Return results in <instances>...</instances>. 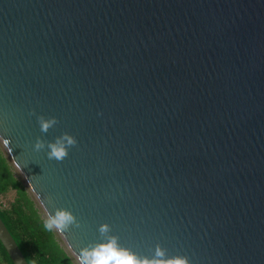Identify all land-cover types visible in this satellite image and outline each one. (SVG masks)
I'll return each mask as SVG.
<instances>
[{
    "label": "water",
    "instance_id": "obj_1",
    "mask_svg": "<svg viewBox=\"0 0 264 264\" xmlns=\"http://www.w3.org/2000/svg\"><path fill=\"white\" fill-rule=\"evenodd\" d=\"M0 147L76 264L105 223L141 260L264 264V0H0Z\"/></svg>",
    "mask_w": 264,
    "mask_h": 264
},
{
    "label": "trees",
    "instance_id": "obj_2",
    "mask_svg": "<svg viewBox=\"0 0 264 264\" xmlns=\"http://www.w3.org/2000/svg\"><path fill=\"white\" fill-rule=\"evenodd\" d=\"M0 221L27 264H76L54 230L45 229L46 218L1 147ZM5 252L0 243V264H12Z\"/></svg>",
    "mask_w": 264,
    "mask_h": 264
},
{
    "label": "clouds",
    "instance_id": "obj_3",
    "mask_svg": "<svg viewBox=\"0 0 264 264\" xmlns=\"http://www.w3.org/2000/svg\"><path fill=\"white\" fill-rule=\"evenodd\" d=\"M37 121L43 133H47L50 128L58 123L57 118L54 116L46 118L40 115L37 117ZM76 144V138L65 132L61 136L56 137L54 142L37 137L34 147L38 151L47 148L49 149L47 151L49 159L63 161L68 156L69 149L76 146ZM44 227L47 231L55 229L60 233H64L72 227H80V222L70 209L57 208L54 215L49 213ZM98 231L101 237H107V241L98 242L95 245H89L81 249L77 256L79 264H188L187 258L180 256L167 260H149L147 258L141 260L129 250L118 246V237L110 234V225L102 224ZM156 255H165L159 245H157Z\"/></svg>",
    "mask_w": 264,
    "mask_h": 264
},
{
    "label": "rangeland",
    "instance_id": "obj_4",
    "mask_svg": "<svg viewBox=\"0 0 264 264\" xmlns=\"http://www.w3.org/2000/svg\"><path fill=\"white\" fill-rule=\"evenodd\" d=\"M24 184V183H23ZM26 187V186H25ZM28 190V189H27ZM29 192H30V190H29ZM31 193V192H30ZM32 194V193H31ZM10 196H13V194L11 193L10 194ZM33 196V195H32ZM34 197V196H33ZM10 199H12V198H10ZM36 200L34 199V203L36 204V202H35ZM36 206L38 207V205L36 204ZM39 208V207H38ZM43 214V213H42Z\"/></svg>",
    "mask_w": 264,
    "mask_h": 264
}]
</instances>
